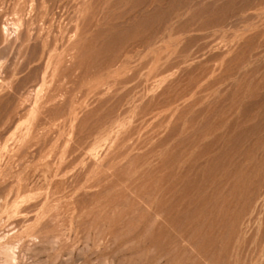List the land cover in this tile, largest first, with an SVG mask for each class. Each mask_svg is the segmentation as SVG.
I'll list each match as a JSON object with an SVG mask.
<instances>
[{
    "label": "rangeland",
    "instance_id": "374dc122",
    "mask_svg": "<svg viewBox=\"0 0 264 264\" xmlns=\"http://www.w3.org/2000/svg\"><path fill=\"white\" fill-rule=\"evenodd\" d=\"M0 264H264V0H0Z\"/></svg>",
    "mask_w": 264,
    "mask_h": 264
}]
</instances>
